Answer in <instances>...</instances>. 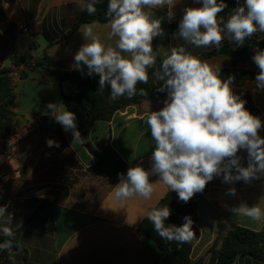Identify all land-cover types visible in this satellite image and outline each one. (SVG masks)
Returning a JSON list of instances; mask_svg holds the SVG:
<instances>
[{
	"label": "crops",
	"instance_id": "0c3cea01",
	"mask_svg": "<svg viewBox=\"0 0 264 264\" xmlns=\"http://www.w3.org/2000/svg\"><path fill=\"white\" fill-rule=\"evenodd\" d=\"M84 4L85 0H0V70H13L16 91L12 105L16 113L13 137L20 139L15 156L10 159L13 172L0 182V206L7 205V212L13 215L14 232L22 229L13 248L15 264H153L158 253L155 242L139 233L138 227L172 190L159 182L158 175H150V182L156 183L150 199L134 196L117 202L113 194L120 180L92 174L89 168L96 156L83 143L72 144L71 132H65L60 125L68 143L66 147H48L46 143L48 139L58 142L49 121L42 125L44 117L53 119L47 104L61 103L62 89L70 91L74 86L61 85L46 66L28 78L18 76L27 67L16 64L14 54L31 65L48 55L74 69V55L85 43L80 32L83 25L68 40L62 38L80 17ZM199 6L193 0H177L172 9L163 7L168 14L173 11L170 21H175L182 18L185 7ZM22 25L28 26V33L20 30ZM94 32L106 46H115L117 38L108 39L109 23H95ZM177 33L153 39L157 60L170 54L172 47L184 46L197 57L215 48H196ZM257 34L264 41V33L257 31ZM255 52L237 67L258 73L252 59ZM205 61L220 65L221 70L232 66V60L226 56ZM231 87L243 100L250 93L262 118L259 135L264 138V90L256 88L255 79ZM165 99L166 96L144 100L116 112L109 121H95L89 135L92 147L101 151L110 145L130 167L139 165L150 170L155 142L144 120L151 111L160 110ZM230 187L236 188L235 196L227 194ZM191 201L198 206L195 236L191 240L192 264H215L214 243L218 236L223 238L234 228L264 231V222L236 216L231 211L241 203L249 207L259 204L264 209V177L249 184L240 181L231 185L222 183V178H214ZM39 206L43 210L33 216ZM6 218H0V226ZM220 240L215 250L220 248ZM0 264H13L7 250H0ZM233 264H264V261L238 257Z\"/></svg>",
	"mask_w": 264,
	"mask_h": 264
},
{
	"label": "clouds",
	"instance_id": "9594fccd",
	"mask_svg": "<svg viewBox=\"0 0 264 264\" xmlns=\"http://www.w3.org/2000/svg\"><path fill=\"white\" fill-rule=\"evenodd\" d=\"M101 2L89 0L82 11L94 15ZM176 3L177 0H108V39L117 38L114 47L101 41L94 32L95 23L80 28L85 43L74 55L73 67L83 74L86 66L88 76H99L97 92L110 88L112 101L145 96L146 90H138L137 85L147 84L149 69H154L152 76L159 82L157 91L167 94L163 107L151 111L144 120L155 142L151 169L146 171L137 165L129 167L126 176L119 174L120 182L113 195L120 203L134 196L150 199L156 184L150 182V175H158L159 182L175 191L183 203L202 193L214 178H222V183L231 185L240 181L249 184L264 177V138L259 135L262 121L246 109L245 100L234 94V76L223 79L220 65L201 60L184 46L172 47L156 67L153 39L162 36L163 29L162 20L155 18L151 10L165 5L172 9ZM193 3L200 6L184 8L176 35L196 48H219L225 39L242 46L257 31L264 33V0H244L243 5L237 0V7L226 22L218 15L227 8L224 0ZM173 16L170 11L168 19ZM252 59L259 69L255 86L264 90V50L256 49ZM47 109L65 132H71L72 144L84 142L74 112L62 102H49ZM46 143L48 147H60L52 139ZM241 149L248 154L246 167L237 155ZM236 192L234 187L227 190L231 196ZM7 207L0 206V218L7 217L0 232L9 239L0 243V250H7L15 264L13 215ZM231 211L236 216L264 222V209L259 204L249 207L241 203ZM170 215L171 210L165 205L149 211L147 219L163 240L178 245L190 242L195 236L191 217L185 216L180 226L167 225L165 221Z\"/></svg>",
	"mask_w": 264,
	"mask_h": 264
},
{
	"label": "trees",
	"instance_id": "16d2710c",
	"mask_svg": "<svg viewBox=\"0 0 264 264\" xmlns=\"http://www.w3.org/2000/svg\"><path fill=\"white\" fill-rule=\"evenodd\" d=\"M88 2L89 0H85L84 6ZM224 2L227 4V8L218 15L226 22L230 14L237 7V0H224ZM107 3L108 0H102L101 3L97 4V12L94 15H89L86 10H83L80 17L72 28L64 34L62 39L68 40L84 24L109 23L110 18L106 15ZM240 4L242 5V0H240ZM151 11L154 12L155 18L162 20L161 27L163 29V35L166 38L170 34L178 32V25L181 19L170 21L166 7L152 9ZM256 49L264 50V41L259 38L257 33L247 38L245 44L242 46H237L233 41L225 39L219 48L215 47L205 51L198 57L201 60L215 56L229 57L232 60V66L229 69H222L220 73L221 77L227 79L229 76H234L232 84L242 86L246 81L255 79L258 73L240 69L237 66L246 63L251 53ZM13 59L16 64L23 63L27 67V70L19 72L18 76L21 79L35 75V73L39 72V69H42L40 67L46 66L48 67L46 69L49 70L50 75L55 77L61 85L70 83L74 86L70 91L62 89L61 99L67 110L74 112L76 115L77 129L80 131L82 138H84L83 144L96 156V161L90 166L89 171L94 175L107 178L119 179V174L121 173L126 176L130 166L110 145L104 146L101 151H96L89 140L90 130L93 123L97 120L109 121L116 112L129 106L137 105L144 100L167 96L166 93L157 91L159 82H156L152 76L154 69H149V82L147 84L137 85V89H145L147 95L140 96L138 94L131 99L120 97L112 101L109 99L110 88H106L103 93L97 92L99 88V76H88L86 66H84V72L82 74L80 70L70 69L65 62L53 60L48 55L43 56L34 65L24 62L17 54L13 55ZM163 59L159 58L157 60L156 67L160 66ZM15 99L16 91L13 84V70L11 68H3L0 70V133L3 135L12 133L15 130L16 124L13 120L15 113L11 110ZM244 100L246 101V109L262 121L261 115L256 109L250 93H246ZM47 121H49L52 131L57 136L60 147L68 146L61 126L54 119L49 120L48 117L43 118L42 125ZM237 155L242 158V166L246 167L247 151L241 149ZM12 172L9 148L4 144L0 151V182ZM43 203L47 202L44 201ZM165 205L171 210L170 217L165 221L167 225L174 224L180 226L184 223L183 218L190 216L194 222L193 231L195 232L198 221V206L196 202L190 200L187 203H183L179 201L178 196L174 192L169 191L155 208ZM43 208V206H39L33 216L41 212ZM21 230L19 228L14 232V246H17ZM138 232L152 239L157 246L158 253L153 264H192L190 260L192 241L178 245L175 241L169 242L163 240L154 230L147 216L139 225ZM8 239L9 237H0L2 242ZM219 240L221 241V246L218 250H215V247L219 244ZM212 250L217 253V261L215 264H233L238 257H251L258 261H264V231H254L244 227L234 228L228 231L223 238L218 236Z\"/></svg>",
	"mask_w": 264,
	"mask_h": 264
},
{
	"label": "rangeland",
	"instance_id": "374dc122",
	"mask_svg": "<svg viewBox=\"0 0 264 264\" xmlns=\"http://www.w3.org/2000/svg\"><path fill=\"white\" fill-rule=\"evenodd\" d=\"M11 110H12V106H11ZM15 116H16V113H15ZM15 116H13V120L15 119ZM14 134L15 132L9 133L7 135H3L0 133V146L5 144L7 148H9L10 159H12V157L15 156L16 151H14V149L17 148L20 143L19 138L13 137Z\"/></svg>",
	"mask_w": 264,
	"mask_h": 264
},
{
	"label": "built area",
	"instance_id": "2783aa9c",
	"mask_svg": "<svg viewBox=\"0 0 264 264\" xmlns=\"http://www.w3.org/2000/svg\"><path fill=\"white\" fill-rule=\"evenodd\" d=\"M20 30H21L22 32H24V33H28V32H29V29H28V26H27V25H22V26L20 27Z\"/></svg>",
	"mask_w": 264,
	"mask_h": 264
}]
</instances>
